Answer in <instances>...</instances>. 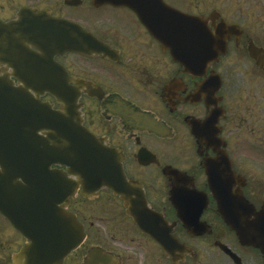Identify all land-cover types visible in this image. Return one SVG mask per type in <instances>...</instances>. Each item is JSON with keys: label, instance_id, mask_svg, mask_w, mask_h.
Wrapping results in <instances>:
<instances>
[{"label": "flooded vegetation", "instance_id": "obj_1", "mask_svg": "<svg viewBox=\"0 0 264 264\" xmlns=\"http://www.w3.org/2000/svg\"><path fill=\"white\" fill-rule=\"evenodd\" d=\"M0 264H264V0H0Z\"/></svg>", "mask_w": 264, "mask_h": 264}, {"label": "water", "instance_id": "obj_2", "mask_svg": "<svg viewBox=\"0 0 264 264\" xmlns=\"http://www.w3.org/2000/svg\"><path fill=\"white\" fill-rule=\"evenodd\" d=\"M174 20H176V17L174 18ZM186 21H187V25H189L190 23H192L191 20H189V18L186 17ZM160 24L162 25L163 23L160 21ZM165 43V42H162ZM217 53H208V54H204L202 55L203 57H206L207 59H212L216 56ZM195 57L193 55H190V58ZM210 57V58H209ZM181 60H187V56H179V61ZM7 91V88H6ZM15 102L17 103V98H15ZM33 107V106H32ZM42 108L39 107L37 108V112L38 110H41ZM35 113V109L33 108H29L27 107L26 111H23V116L18 117L16 119V121H22L23 125H25L26 128L28 127H39L40 125L44 124L42 123V115L38 113ZM72 116V115H71ZM74 116H73V121L72 123L74 124ZM68 123H70L68 121ZM47 125H54L52 122L47 123ZM69 128H71L70 126H68ZM53 129V128H52ZM58 129V128H57ZM72 131L74 134V139H79V140H83V142L80 144V146L75 145V156H76V166H78L80 163H83V161H92V163H97V165H99L100 159H101V153H100V146L97 143V141L92 138L91 136H88L87 134H85L83 131H81L79 129V126H73L72 127ZM79 134H81V137L79 136ZM92 166V174L90 177H94V181H93V186L96 187L97 189L102 188L103 184H102V179L99 175H95V169L97 168V166L91 164ZM100 170H101V165H99ZM79 168V166H78ZM80 179H82L81 177H79ZM215 185V182H214ZM115 193H118V190L115 191ZM226 222L228 223V225H230L231 229L240 236H249V228L243 226V224H240L237 219L235 218L234 214L231 213H226L223 214ZM80 241V240H79ZM73 242L71 241L70 243L67 244L66 249L64 250V253L70 252L73 249L76 248V246L80 243V242Z\"/></svg>", "mask_w": 264, "mask_h": 264}]
</instances>
